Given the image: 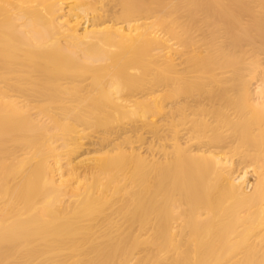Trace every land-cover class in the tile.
I'll return each instance as SVG.
<instances>
[{
	"label": "bare ground",
	"instance_id": "obj_1",
	"mask_svg": "<svg viewBox=\"0 0 264 264\" xmlns=\"http://www.w3.org/2000/svg\"><path fill=\"white\" fill-rule=\"evenodd\" d=\"M263 2L0 0V264H264Z\"/></svg>",
	"mask_w": 264,
	"mask_h": 264
},
{
	"label": "rangeland",
	"instance_id": "obj_2",
	"mask_svg": "<svg viewBox=\"0 0 264 264\" xmlns=\"http://www.w3.org/2000/svg\"><path fill=\"white\" fill-rule=\"evenodd\" d=\"M263 7H264V2H263L262 4H259V8H263ZM81 152H82V151L79 150L76 154H74L73 157H78V156L80 155ZM248 178H249L250 180H252L251 173L248 175Z\"/></svg>",
	"mask_w": 264,
	"mask_h": 264
}]
</instances>
